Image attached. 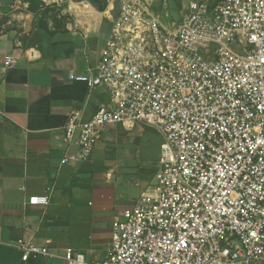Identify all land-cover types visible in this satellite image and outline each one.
Wrapping results in <instances>:
<instances>
[{"label": "built area", "instance_id": "1", "mask_svg": "<svg viewBox=\"0 0 264 264\" xmlns=\"http://www.w3.org/2000/svg\"><path fill=\"white\" fill-rule=\"evenodd\" d=\"M168 2L110 0L100 61L69 75L111 102L87 120L71 112L64 142L78 150L63 162L89 160L108 125L143 122L162 142L155 181L114 217L108 256L67 249L68 264H264V0H192L169 23ZM14 245L24 261L57 256Z\"/></svg>", "mask_w": 264, "mask_h": 264}, {"label": "crops", "instance_id": "2", "mask_svg": "<svg viewBox=\"0 0 264 264\" xmlns=\"http://www.w3.org/2000/svg\"><path fill=\"white\" fill-rule=\"evenodd\" d=\"M43 1L32 12L25 0H0V264H68L61 257L67 249L105 259L115 215L132 205L159 168V162L155 170L137 167L129 153L112 147L103 153L96 145L87 161H62L78 150L76 142H64L71 112L81 109L87 120L111 102L107 87L90 88L69 76L100 61L112 25L110 0L104 9L98 0ZM148 1L161 8L162 0ZM174 1L181 7L192 0ZM115 6L113 15L119 2ZM121 130L128 131L108 125L99 139L111 143ZM36 195H49L50 202L31 203ZM21 238L57 256L24 261L14 245Z\"/></svg>", "mask_w": 264, "mask_h": 264}, {"label": "rangeland", "instance_id": "3", "mask_svg": "<svg viewBox=\"0 0 264 264\" xmlns=\"http://www.w3.org/2000/svg\"><path fill=\"white\" fill-rule=\"evenodd\" d=\"M203 1V0H196ZM182 3V2H181ZM181 3H179L181 5ZM187 4H183L181 7L177 5L174 0H170L168 8H163V16L165 22H171V20L180 21L182 11L186 8ZM162 142L161 134L152 126H149L143 122L137 123L131 131H120L119 139H114L111 143L99 139L96 143L98 150L103 153L109 147L116 151L120 155L129 153L130 161L134 162L138 167L139 165L146 164L153 170L158 167V160L160 154V146ZM109 151V150H108ZM155 180H153L154 182ZM133 198L137 197V188H134ZM130 205L132 201L129 202Z\"/></svg>", "mask_w": 264, "mask_h": 264}, {"label": "trees", "instance_id": "4", "mask_svg": "<svg viewBox=\"0 0 264 264\" xmlns=\"http://www.w3.org/2000/svg\"><path fill=\"white\" fill-rule=\"evenodd\" d=\"M26 2H29L28 10L32 12H38L42 6L45 5V2L43 0H25ZM107 5V0H98V8L104 9Z\"/></svg>", "mask_w": 264, "mask_h": 264}]
</instances>
